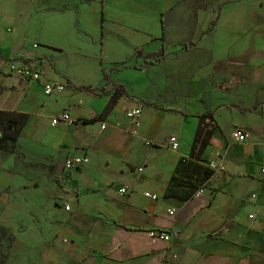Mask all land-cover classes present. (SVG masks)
<instances>
[{
    "label": "crops",
    "instance_id": "crops-1",
    "mask_svg": "<svg viewBox=\"0 0 264 264\" xmlns=\"http://www.w3.org/2000/svg\"><path fill=\"white\" fill-rule=\"evenodd\" d=\"M96 2L100 9L92 7ZM136 2L139 9H129ZM155 2L164 5L163 22L160 29L148 31L133 20L148 17L141 8ZM241 2L220 4L228 8L221 12L227 27L240 17L235 9ZM216 5L212 0H0V111L27 114L18 149L0 148V234L11 239L5 264L12 255L15 264H264V11L256 37L259 49L254 50L259 55L240 59L245 51L239 46L230 49L231 56L230 50H213L214 58L235 57L227 62V70H238L242 63L252 74L236 94L213 107L214 120H205L211 135L199 161L224 168L213 172L202 193L187 200L164 196V191L178 161L190 157L199 124V116L184 113L209 110L132 96L125 81L113 78L114 72L107 73L108 80L103 75V69L136 63L142 69H135L134 89L143 93L152 68L172 60L166 56L149 65V54L162 46L174 56L182 46L191 51L188 40L194 44L197 38L206 39L215 23L207 33L203 19L192 34L185 21L207 16V23L214 18L217 23L219 11L212 16ZM91 11L100 16L92 17ZM91 24L100 33L101 50L84 55L78 36L87 35ZM219 35L215 38L223 37ZM80 55L98 61V86L112 92L115 84H123L126 95L109 111H103L109 93L99 96L72 86L85 84L74 72L82 68L77 65ZM9 61L36 68L40 79L21 81L8 71ZM181 64L194 67L191 62ZM125 70L118 72L133 74ZM43 83H60L64 89L46 95ZM138 104L142 115L133 132L125 112ZM248 106L255 111L240 110ZM64 111L71 123L52 124ZM235 129L247 131L249 137L236 141ZM171 134L178 138L176 149L167 141ZM71 155H86L89 162L65 169ZM120 186L128 192L120 194ZM158 232H168L170 240L154 235Z\"/></svg>",
    "mask_w": 264,
    "mask_h": 264
},
{
    "label": "rangeland",
    "instance_id": "rangeland-1",
    "mask_svg": "<svg viewBox=\"0 0 264 264\" xmlns=\"http://www.w3.org/2000/svg\"><path fill=\"white\" fill-rule=\"evenodd\" d=\"M230 1L232 2V4H234L236 0H212V3L217 4L216 7H212V10L214 12L212 16L216 15L219 11V17L217 19V23L212 26V30L209 33L208 37H206V39L204 38L203 40L197 38L194 40V44H192L191 41L188 40V43L192 47L191 51L185 48V46H182L180 52H178L179 54L176 55L177 57L171 55V52L167 53L166 56H170L169 58H171L172 60H166V63H164V65L157 68H152L150 74L147 75V77H150V81L146 83L143 93L138 92V90L134 89L135 82L138 79V74H136V71L139 70H125L131 71L129 73H133L131 74L132 76L130 74H126L124 71H115L114 73L110 72L111 69L109 68L107 69V72H105L109 74L113 73V78L117 81H125V83L127 84L126 87L130 90L132 96H140L143 99H146L148 97L156 100L157 103L165 105L173 104L181 106L184 103H189L194 109L211 111L213 107L218 104V102L226 101L232 95L236 94L237 87L240 84H243L244 81H250L249 79L252 74L250 67L246 68L242 63L240 64L239 68L237 67L238 70L235 68H233V70H227L225 68L227 62H232L235 57H229L228 59L224 58V60L223 58H214L213 56L215 55L213 54V50L218 51L222 48L224 50H236L237 46H239V48H243L245 51L244 55L240 56V59H251V56H257L260 53L258 52V54H256L255 52L259 49L258 42H256V37L261 33V27L259 26V24L260 21H262L263 17L264 0H242L241 8L235 9V13H237L238 10L237 15H240V17L238 16L233 19V24L227 27V22L221 19V12L223 10L224 12H226L228 8H224L220 4H222L223 2L230 3ZM89 4L90 3H88L87 5L89 6ZM97 4L98 2L91 5L92 7L96 6L97 8H99ZM139 5L140 3L136 2L129 9H139ZM162 6L164 5L156 2L146 3V5H143L144 9L142 7L141 10H143L144 14H146L148 17H146L144 20L135 19L133 20V22L139 27L143 26L144 28L148 29V31H156L160 29L163 22L160 12ZM105 9L107 14V8L105 7ZM91 13L92 17L94 15L96 17H98L97 15L100 16L99 12L97 15L93 11H91ZM203 19V23H205V26H203V28H205L206 26L208 27L210 25V22L208 21L207 23V16H205L204 18H202V16H199L198 18H195V16L191 19L188 18L187 21H185V27L190 29V31L193 32L192 34H195L198 32L200 27L197 26L194 28V26L197 23L200 24ZM130 21H132V19ZM164 21H167L165 16ZM172 27H175V25L173 24ZM87 32V35L84 34L78 36V40H82V42H80L79 44H83L85 48V52L84 50H82V53H84L85 55L91 50L99 52L101 50L98 41V36L100 34L99 31H95L94 27L92 26V28L88 29ZM200 34L201 31L198 33V35ZM217 34H220L219 36L227 38L223 39V37H221L219 39H216L215 35ZM139 38L141 39V35H139L136 40H140ZM231 50L229 51L230 56L232 55ZM53 51L56 52L57 49H54ZM158 53H160V51ZM262 53L264 54V52ZM81 56L83 55L78 56L79 60L77 61V65L82 68L77 69L76 67L74 72L77 73V77L80 75H82L83 77L81 76L82 78H77V81H79V83L91 84L93 86L100 85L102 77L99 73L101 72H96L95 70L98 66V61L94 57L82 58ZM128 57L129 56L124 57L123 59L128 60ZM52 59L54 60L53 57ZM149 60L150 58L148 57V61ZM176 61H179L180 63L191 62L194 63V67L193 69H186L181 67L182 64L180 65V63H177ZM117 67L121 66H115V68ZM263 69L264 65H261L260 71L262 72ZM219 73H222L224 75ZM247 91L250 92V90ZM223 94L228 95L223 96ZM144 111H146V108ZM18 147V144L11 142V140H7L5 146H3L5 150L10 149L11 151L14 149L17 150ZM9 243L10 240L8 239V237H2L0 234V261L1 259H3L4 255H6L7 257L9 251ZM15 259V255H12L10 264H15Z\"/></svg>",
    "mask_w": 264,
    "mask_h": 264
},
{
    "label": "trees",
    "instance_id": "trees-1",
    "mask_svg": "<svg viewBox=\"0 0 264 264\" xmlns=\"http://www.w3.org/2000/svg\"><path fill=\"white\" fill-rule=\"evenodd\" d=\"M216 23V18L212 20L211 25ZM206 32H210V27L206 29ZM141 47H135V50H140ZM160 51V53H158ZM159 51L152 52L148 57H151L148 64H156L159 63L166 57V52L164 47L162 46ZM14 60L17 61H30L29 58H21L15 57ZM121 67H117L115 69H111L110 72L119 71L122 69H142V66L138 64L133 65H120ZM103 75L105 79H109L108 74L103 70ZM78 91L83 92H92L95 95H103L109 93L111 95L110 101L107 102L104 107V112L109 111L111 107L115 104L118 99L126 93L123 84H115L114 91H109L104 89V86H93L90 84H74L72 85ZM148 103L155 105L156 108L164 109V110H172L179 112V110H173V108L164 107L162 105H157L152 101ZM242 112L255 111V106L248 107H240ZM185 115H197L199 116V124L197 127L196 135H194V139L192 142V151L190 152V157H182L176 167H174L173 173L171 175V179L167 184L164 196L177 197L180 199H189L193 196L195 190L213 174V171L209 168V166L204 165L200 162L199 153L202 151L203 147H206L208 144V138L211 135V130L208 128L209 123H206L205 120L209 119L214 120L213 112H201V113H184ZM25 113H14L12 111L1 110L0 111V148L5 146L7 140H11V142L16 143L19 131H21L22 126L24 125L26 119ZM84 122L93 121L92 118H83ZM3 145V146H1ZM216 233L208 234V236H213ZM11 240V239H10ZM6 255L1 259L0 264H4V260L6 259Z\"/></svg>",
    "mask_w": 264,
    "mask_h": 264
},
{
    "label": "built area",
    "instance_id": "built-area-1",
    "mask_svg": "<svg viewBox=\"0 0 264 264\" xmlns=\"http://www.w3.org/2000/svg\"><path fill=\"white\" fill-rule=\"evenodd\" d=\"M34 46H36V44H34ZM7 69L9 72L13 73V75H16L17 77H19V79L23 82H33V81H37L40 79L39 70H37L36 68H33L32 66H29V64H25V63L17 64L13 61H9ZM43 89L46 95H51L54 92L63 91L64 87L60 83H56V84L43 83ZM125 115H126V118L131 123L132 131L136 132L137 128L140 125L142 107L140 106V104H138L128 109L125 112ZM62 121L71 123L72 120L70 119L69 113L64 111L62 113H59L58 115H55L51 120L52 124H57L58 122H62ZM101 127L104 128L105 124H102ZM247 137H249V133L247 131H244L243 129H235L234 139H236V141H243ZM167 141L169 142V144L171 145L173 149H176L179 146L178 138L172 134L168 136ZM88 162H89V157L86 155H71L65 159L63 167L65 169H72V168L75 169V168L80 167L83 164H87ZM208 166L213 172L221 171L224 168L222 164H219L213 161L209 162ZM139 170H141V168H139ZM204 184H206V181L204 182ZM204 184H201L195 190L194 192L195 195H198L204 191V188H205ZM118 191L122 195L128 192L126 186H120L118 188ZM144 194L154 199L158 198L157 195H155L154 193L145 192ZM66 208L69 209V205H66ZM173 212H174L173 210L170 211L171 214ZM154 235L164 240H170V234L168 232H158V233H155Z\"/></svg>",
    "mask_w": 264,
    "mask_h": 264
}]
</instances>
